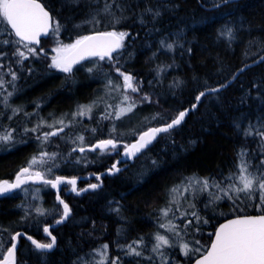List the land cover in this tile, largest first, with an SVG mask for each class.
<instances>
[{
	"label": "trees",
	"instance_id": "1",
	"mask_svg": "<svg viewBox=\"0 0 264 264\" xmlns=\"http://www.w3.org/2000/svg\"><path fill=\"white\" fill-rule=\"evenodd\" d=\"M40 1L61 25L59 33L55 35L58 39H54V36L50 35L47 39L42 40L38 47L37 56L44 57L45 61L31 56V59L23 61L22 65V63L16 62L19 59L14 55L16 45L10 43L7 46H0V63L3 65V69H6L7 63L10 65L7 66L10 67L11 72L13 71L17 76V82H12L15 84L14 91L12 83L6 84L8 90L14 93L13 99H16L15 101L12 99L10 103L13 108H20L23 105L22 111L15 115L12 114V111L10 112V108H8L9 110L0 108V125L4 128L11 125L12 129H15V123L20 125L17 126L13 134L16 133V138L26 141L16 150L8 153L1 152L0 182L11 181L19 170L27 167L32 157L40 153L41 150L59 154L55 161L58 167L52 169L50 178L57 175L80 177L90 173H100L103 169L106 170L105 166L107 169L110 168L109 165L113 164L120 156L116 152L117 149L109 150L108 153H100L97 150L94 151L95 154L90 151L84 153L72 151L73 148H76V143L74 145L72 142L73 138H70L72 141L64 138L67 132L61 137L50 138L52 140L49 142L50 144L44 143L41 146H38L37 139L32 132L25 133V137L24 129L32 128L26 124V117H24L28 113L38 112L36 110L42 107L43 103H45L41 109L43 114L69 112L75 106L87 104L96 96L97 92L103 89L102 83H104L102 75L104 71L94 66L95 60L88 61L89 64L88 62L84 63L79 66L82 69L77 67L74 69L75 71H72V74L65 76L48 69L47 57L39 54V50L53 47L58 40L73 41L82 35L113 30L104 16L98 17L101 20L98 25L86 23L97 8L103 7L105 0H99V3H90V0H78V2H74V0ZM225 1L228 0H118L119 3H125L130 7L125 9L126 18L116 25V30L126 31L130 33V36L126 40L123 54L119 56L120 63L117 67H121L122 71L125 69L123 72L143 81L141 83L139 80L141 84L139 85V87L141 86L139 94L144 92L140 96H145L147 99L142 101L143 104L139 105L138 109L142 112L143 117L150 118L155 114L156 118L147 129L169 123L180 111L196 103V96L199 92L210 86L226 83V79H231L247 63L257 60L255 57L259 59L264 55V0H238L223 4ZM146 4L154 10L159 8L161 15L154 22H152L151 16H146L144 19L147 23L141 24L138 20ZM217 5L220 6L212 8ZM113 9L115 10V5H113ZM119 14L117 11V15ZM229 30L231 35H228ZM0 33H3L0 35V41L16 39L8 26L5 32L4 25H0ZM60 34L61 36H59ZM161 41H164L165 44L173 43V49L169 51L162 47ZM11 56L15 59L10 58ZM143 57L147 58L149 62H146L147 59ZM258 65L241 72L227 89L203 97L197 108L188 114L182 124L160 135L155 141L156 143L154 142L141 153L134 160L135 162L130 165L126 164L123 172L103 177V186L98 191L87 192L82 195L83 197L75 195L73 197L71 192L68 194L66 192V189L69 188L68 185H64L65 190L62 188L61 196L71 205L72 217L66 222L67 224L54 228L53 231L58 237V246L52 253L42 255L44 264H92V260L88 258L90 253L103 245H108L109 260H115L121 255L117 251L120 246L135 241L137 238L153 236L155 232L160 231L159 211L164 204L168 203L167 200H170V190L179 186L181 181L188 182L189 178H198L200 180L208 179L210 182H221L223 186L231 183L232 181H229L227 177L232 173H238L241 162L238 153L241 149L247 152L246 158L243 159L252 165L249 169L250 172L255 173L258 167L264 168V165L260 164L261 159H264V149L259 147V137L255 135L244 137L242 135L243 129L248 127L249 122L258 126V122L264 118V61ZM37 66L38 68H36ZM87 68H92L94 71L90 72ZM176 68L178 69L176 70ZM0 73L2 74L3 71L0 70ZM49 74H51L50 77ZM154 74H157V78ZM231 75L232 77H230ZM42 76L43 80L40 78ZM29 77L30 79H28ZM8 78L10 81L12 80V77L8 76ZM65 81L66 83H64ZM98 86L99 88H97ZM93 87L95 90L92 89ZM148 89H150L149 92ZM152 90L156 91L153 92L154 95ZM73 91L74 93H72ZM90 93H92L91 97ZM25 95L26 97H24ZM71 97L75 100L72 101ZM24 102H28V105H25ZM24 106L27 108H23ZM30 107H32L31 111H29ZM3 110L6 111L5 114ZM9 116L13 120L8 118ZM234 122L240 123L239 131L233 126ZM21 123L23 124L21 125ZM21 126L24 127L20 128ZM18 127L21 129L20 132ZM97 133H95L96 137L94 135L89 138L90 144L106 139L107 134L103 129H98ZM27 134L30 136L27 137ZM134 137L124 139L131 143L135 140ZM59 138L64 142V145ZM47 145L48 149L46 150L47 147L44 148V146ZM69 149L70 151H68ZM85 161L87 164H84ZM51 163L49 161L43 166L39 165V168L36 169L46 171ZM82 182L89 183V181H81L80 186L85 185ZM26 187L35 189L40 186L29 185ZM210 191L211 189H209V193ZM53 192L50 187V190L48 189L38 198L33 193H26L27 196L23 197L20 191L0 198V234L3 233L9 237L17 232L32 234L31 236L34 237L41 235L42 228L46 226L47 222L42 219L23 221L22 218L27 214L29 216L36 214L32 211L31 206L33 205L27 207L22 205L21 201L26 198L29 200L34 198L52 202L56 200ZM216 192L217 190L214 189L213 193ZM187 194L188 199L195 204V210L202 220H207V223H199V232L197 233L198 240L201 241L200 246L204 251L212 240L213 235L211 234L224 220L240 215L262 214L264 211L258 208L257 202L248 200L234 203L232 200L222 198L214 203H209V200L205 199L202 200V203L200 191L195 193L190 190ZM217 195L223 197L222 193L217 192ZM181 204L189 209L185 202H181ZM24 210L27 211L24 212ZM154 217H157L156 222L152 221ZM93 240H97V243ZM24 247L30 246L23 240L18 249V264L25 262L27 255ZM167 251L169 254L171 253L170 249ZM148 252L150 251H147L145 256H149ZM173 255H178V253ZM192 256L183 259L180 263L191 264L196 257L200 256V253L192 254ZM2 257L0 255V258ZM145 260L147 259L140 261ZM33 262L34 264L42 263L41 261L35 262V260Z\"/></svg>",
	"mask_w": 264,
	"mask_h": 264
},
{
	"label": "snow or ice",
	"instance_id": "2",
	"mask_svg": "<svg viewBox=\"0 0 264 264\" xmlns=\"http://www.w3.org/2000/svg\"><path fill=\"white\" fill-rule=\"evenodd\" d=\"M78 2V0H74ZM90 3H99V0H90ZM115 5V10L113 9ZM130 7L125 3H119L118 0H105L102 8H97L92 14L91 19L87 20L86 23L92 25H98L101 20L98 19L100 16H104L108 24L112 26L111 31H97L94 35H83L75 40L74 43L70 44H60L54 49L56 56L52 58L51 68H54L63 73H71L73 66L79 64L81 61L96 57L101 61L107 59V61L113 63V67L117 74L122 78L123 83L119 84L111 79H108L107 85L109 87L115 88V90L123 89L124 93H138L139 87L134 82V77L131 74L125 73L117 67L119 62V56L123 54V49L126 47L125 40L130 36V33L126 31L116 30V25L120 24L126 17L124 15L125 9ZM117 11L120 13L117 15ZM161 15L159 8L153 9L151 6L145 5L143 12L140 14L138 22L141 24H146L147 21L144 19L146 16L152 17V22L155 21ZM0 25L5 26V31L7 26H10L12 33L18 39L8 40L5 39L0 41V46H7L8 44H14L15 48L14 55L19 57L17 63H22L24 60L28 59L24 51H21V47L26 48L28 53L36 54V49L29 47V45L40 43V37L48 35H57L61 29V25L54 16L50 14V10L42 3L40 0H0ZM12 33H8L11 35ZM3 33H0L2 35ZM228 35H231L229 30ZM161 46L167 48L168 50L173 49V43L165 44L161 41ZM116 55H113V54ZM3 67V65H0ZM88 71H93L89 68ZM243 71V69H240ZM12 77L11 81H5L3 76H0V89L7 91L5 89L6 83H12L17 79L14 72L9 73ZM227 87V84H220L216 87H208L204 91L199 92L196 96V101L199 102L203 97L209 93H219L223 88ZM12 88L15 90V84L12 83ZM3 95V93H0ZM13 91H7V95L3 96L2 101L6 109L10 108L12 114H18L22 111L21 108H13L9 103V98L12 97ZM143 99H147L144 97ZM244 102L243 100L241 101ZM96 102L92 105H82L79 107L78 111L72 114V119L66 124L64 119L55 121L53 124H45L44 121H40L36 128L24 129V133L36 132L38 128L47 126L50 129H54L49 132L43 133V137L37 136L41 143H49L50 137L58 136L60 132H63L65 127H69L73 121H75L77 116H84L92 112L93 107ZM108 108H113L112 105H107ZM136 107V100L128 94H123L122 99L119 104L115 105L113 112H106L105 117L111 118L113 114L116 119L122 118V116L130 113ZM196 105H193L195 108ZM187 115V110L180 111L179 114L167 123L163 127L150 128L148 131L144 132L139 136L137 142L131 145H124V156L131 159L137 156L138 153L142 152L153 140L156 139L157 135L160 133L169 132L171 129L179 126L182 121H184ZM11 118V117H9ZM56 125H59L57 128ZM238 131L241 126L239 122H234L233 125ZM15 129L4 128L0 125V146L10 144L14 140L13 132ZM242 135L244 137H251L255 135L259 137L260 143L259 147L264 149V118L258 122L257 125H253L249 122L247 128L243 129ZM80 141L81 146L78 147L80 153L87 151L100 150V153H108L109 150H116L118 148L117 142L113 138L100 140L95 145L89 148L83 147L84 137L77 136L75 141ZM72 151H77V148H73ZM58 153H49L45 150L37 156H33L29 161V165L20 170L19 174L15 177V181L9 183L8 181L0 182V196L11 193L14 189H18L21 185L28 182L33 183H43L44 185H49L52 188H57L60 184L67 183L72 186V191L80 193V191H87L88 189L77 190V181L75 178L66 179L62 176H55L54 179L50 178L52 169L58 167L55 163ZM241 160L239 164L238 173L230 174L227 179L232 181L227 186H223L221 182H210L208 179H196L189 178L187 184L181 188V186L173 187L170 190V205H176V211H180V200L177 198L182 195V192H187L191 188L199 185L200 192H207L209 187H213L217 192L222 193L223 197L217 195V193L209 194V203H214L222 198H227L232 200L234 203L236 201L243 202L244 200L257 202L259 209L264 210V168L258 167L256 172H250L249 169L252 167L251 164L244 161V157L247 152L243 149L238 153ZM51 161L47 170H35L37 165H45ZM155 163V162H154ZM261 165H264V159L260 161ZM120 171L119 168L113 164L112 169L109 171ZM99 179V177H97ZM98 187L97 184H90L89 188L95 190ZM59 199V198H58ZM63 205L62 218L57 220L56 223H63L71 215V209L68 204L60 200ZM207 206V205H206ZM195 204L189 202V208L192 209L191 212H185L184 216H191L197 223H207V220H202V217L195 210ZM38 214L43 215L44 212L41 209L36 210ZM118 211V210H117ZM173 211L171 207H166L161 210L162 216L167 218L169 212ZM189 224L192 220L188 221ZM161 228H165L167 232H170L172 236H165L159 232L154 234L155 243L151 246V252L156 254L160 259L161 264H168V258L164 253L165 248H176L179 247L181 254L185 257L191 258L192 254L200 253V258L196 259L195 264H264V211L262 214L257 216H244L232 219L229 222L222 224L214 233V240L211 242L210 248L205 252L202 251L201 247H195L192 245H199V240L184 241L181 237L180 226L172 223L171 220L167 224H161ZM185 230L187 231V225H185ZM44 232L51 237L50 242L41 243L31 237L32 244L37 250H51L56 245L55 236L51 235V232L47 227L44 228ZM172 237H181L179 243H174ZM16 237L13 236V240ZM144 245V240L141 238L139 241H133L131 244L126 246V255L133 257H143L147 260L152 261L153 256H144V252L138 250L140 246ZM146 248L147 246L144 245ZM108 245H103V251L98 253L101 255V260L98 264H108L107 260L103 257L106 255ZM117 259H119L117 257ZM0 264H15V244L7 249V256L0 260ZM111 264H116L113 260Z\"/></svg>",
	"mask_w": 264,
	"mask_h": 264
},
{
	"label": "rangeland",
	"instance_id": "3",
	"mask_svg": "<svg viewBox=\"0 0 264 264\" xmlns=\"http://www.w3.org/2000/svg\"><path fill=\"white\" fill-rule=\"evenodd\" d=\"M10 30V29H9ZM55 38H57V36H54V39ZM58 39V38H57ZM78 39V38H77ZM127 40V39H126ZM126 40H125V44H126ZM74 42H75V40H73ZM73 41H67V42H64V41H57L56 42V44H54L53 45V47H50V48H48L47 50H45L44 48L43 49H40L39 50V54H41L42 56H45V57H47V62H49L48 63V69H50V70H52V71H56L57 73H62V74H64L65 76L66 75H68V74H71V73H63V72H60V71H58V70H56V69H53V68H51L49 65H51V63H52V58L54 57V56H56V52L54 51V49L55 48H57L61 43L62 44H70V43H74ZM29 47H32V46H29ZM32 48H34V49H36V48H38V47H32ZM21 51H24L25 52V55L26 56H28V59H30V57L32 56V57H34V58H40V57H38L37 56V49H36V54H35V56H33V54L32 53H28L27 52V49H24V48H22L21 47ZM49 51V52H48ZM48 52V53H47ZM51 52V53H50ZM46 53V54H45ZM50 53V54H49ZM45 54V55H44ZM53 55V56H52ZM19 58V57H18ZM28 59H26V60H28ZM42 61H45V58L43 59V58H40ZM26 60H24V61H26ZM97 60H99V59H95V62L93 63L94 64V66L96 67V68H98V69H100V70H103L104 72H103V91L101 90V91H99V92H97V94H96V96H95V99L93 98V99H91L88 103H90V105H92L93 104V102H97L96 103V105L94 106V108L92 109V112H93V115H92V112L90 113V114H87V115H84V116H80V117H76V119H75V121H73L72 123H71V125H70V128L69 127H65L66 129H67V137L65 136L64 138L67 140H69L70 138H73L74 140H75V138H76V136H83V137H85V139H84V143H83V147H85L86 149H87V147L88 146H91V144L87 141L89 138H92L94 135H95V133H97L98 132V129L99 130H101V129H103V131H105V133L107 134V137H106V139H109V138H113L116 142H117V144H118V147H121V148H117V150H116V152L117 153H121L123 150H124V145H129V142H127L124 138H133L134 136V138H136L139 134H140V132H142V131H144V130H146L147 128H148V126L150 125V124H152L154 121H155V114L154 115H152V116H150L149 114V116H150V118H148V117H143L142 115L143 114H141L142 112L138 109L139 108V105H142L143 103H142V101L143 100H145V99H143L145 96H140L139 95V92L138 93H131V92H128V93H124L123 91H121V90H123V89H119V90H115V88H114V86L113 87H109L108 85H107V81H108V79H111L112 81H115V83H114V85L116 84V83H118L119 82V84H122L123 83V80H121L122 78L117 74H115V73H117L116 71H115V68L113 67V63L111 64L109 61H107V59L106 60H104V61H101V60H99V61H97ZM97 61V62H96ZM105 62H107V63H109V65H107V63H105ZM104 63V64H103ZM120 63V61L118 62V64ZM110 64H111V66H110ZM0 65H2L1 63H0ZM108 66V67H107ZM108 68H110V69H108ZM0 70L1 71H3V73L0 75V76H4L3 77V79L5 80H9V78L7 79L6 77H8V76H10L11 77V75L9 74L10 72H11V70H10V67L8 68V66L6 65V69H3L2 67H0ZM5 70V71H4ZM8 70V72L6 73V71ZM111 70V71H110ZM112 72H114V73H112ZM5 73V74H4ZM6 74H7V76H6ZM106 75V76H105ZM108 75V76H107ZM111 76V77H110ZM108 77V78H107ZM114 77V78H113ZM116 79V80H115ZM5 80V81H6ZM134 80H135V83L139 86V82L137 81V79H135L134 78ZM16 81V80H15ZM7 84V83H6ZM5 84V89L7 88V91H9L8 90V87H7V85ZM105 85V86H104ZM139 89H140V87H139ZM7 91H4L3 89H0V93H3L4 92V94L5 95H7ZM140 91V90H139ZM103 92H104V94H103ZM120 92V93H119ZM103 95H102V94ZM119 93V94H118ZM122 93V94H121ZM3 94V96H5ZM121 94V97L119 96ZM123 94H128V95H131L135 100H136V107L133 109V111L132 112H130V113H128V114H126V115H124V116H122V118H120L119 120L118 119H116L115 118V115L113 114V116L110 118V120H109V118H103V117H105V114H106V112H109L110 110V112H112V111H114V106L115 105H117V104H119L120 103V101H121V99H122V95ZM138 94V95H137ZM102 95V96H101ZM118 95V96H117ZM3 96L1 95L0 96V101H2V99H3ZM97 96H99L98 98H97ZM1 97H2V99H1ZM12 97H13V95H12ZM12 97L11 98H9V101H10V99H12ZM97 98V99H96ZM113 98V99H112ZM118 98V99H117ZM102 100H104V102H105V104H104V102L102 101ZM106 100L108 101V100H110V102L108 101V102H106ZM112 100V101H111ZM117 100V101H116ZM12 101V100H11ZM10 101V102H11ZM119 101V102H118ZM9 102V103H10ZM101 102H102V104H101ZM99 103H100V105H99ZM2 104V105H1ZM98 104V105H97ZM111 104H113L112 106H113V108H108L107 107V109H106V106L105 105H111ZM84 105H88V104H84ZM0 106H2V108L3 109H6L5 108V106L3 105V103H0ZM80 106H82V105H79V106H76V108L74 107V108H72V109H74V110H70V113L69 112H64V113H53V115L55 116H53L52 114H43V112L41 111V109L44 107V104L42 105V108L41 107H39V109H38V112H36V113H28L27 114V116H26V124H28L29 125V127H31L32 126V128H36L37 127V125H38V123H40V121H44L45 122V124H53L55 121H57V120H59V119H62L63 117V115H64V118H65V116H66V120H70V118L72 117V114L73 113H75V112H77L78 111V109H79V107ZM97 106H98V108H97ZM77 111H76V110ZM95 109V110H94ZM97 109V110H96ZM101 109H103V110H101ZM106 109V110H105ZM99 111V114H97V112ZM72 112V113H71ZM101 112V113H100ZM65 113H67V115L65 114ZM69 113V114H68ZM97 115H96V114ZM103 113V114H102ZM39 114V116H37ZM50 115H52V116H50ZM61 115V116H60ZM128 115V116H127ZM35 116V119L33 118ZM43 116V117H42ZM90 116H92V118L90 117ZM50 117H52V118H50ZM67 117H69V118H67ZM83 117V118H82ZM85 117V118H84ZM88 117V118H87ZM100 117V118H99ZM57 118V119H56ZM63 118V119H64ZM87 118V119H86ZM98 118V119H97ZM34 119V120H33ZM44 119V120H43ZM55 119V120H54ZM64 119V120H65ZM72 119V118H71ZM83 119V120H82ZM94 119V120H93ZM108 119V120H107ZM65 120V123L67 124L68 122H69V120L68 121H66ZM86 120V121H85ZM111 120H113V121H111ZM77 121H79V122H77ZM81 121V122H80ZM87 121H89V122H87ZM92 121V122H91ZM83 122V123H82ZM101 122H102V124H101ZM74 123V124H73ZM76 123V124H75ZM85 123V124H84ZM90 125H89V124ZM93 125H92V124ZM96 123V124H95ZM79 124H81L80 126H79ZM135 126H134V125ZM73 125H75V126H73ZM137 125H139L140 127H138ZM72 126V127H71ZM82 126V127H81ZM84 126V127H83ZM96 126V127H95ZM57 128L59 127V125H57L56 126ZM76 127V128H75ZM90 127V128H89ZM105 128V130H104V128ZM133 127H135L134 129H133ZM31 128V129H32ZM77 129V130H75V129ZM82 128H85V130L84 129H82ZM89 128V129H88ZM136 128H138V129H136ZM140 128V129H139ZM145 128V129H144ZM50 128L49 127H47V126H44V127H40V128H38L37 129V131L36 132H32L33 134H34V136L36 137V139H37V136H40L41 137V135H43V133H45L46 132V130H47V132H48V130H49ZM135 129L137 130V131H135ZM54 130V129H53ZM75 130V131H74ZM82 130H84V131H82ZM49 131H52L51 129L49 130ZM78 131V132H77ZM87 131V132H86ZM139 131V132H138ZM80 132V133H79ZM115 132V133H114ZM136 132H137V134H136ZM75 133H76V135H75ZM89 133V134H88ZM70 134V136H68ZM74 134V135H73ZM94 134V135H93ZM71 135H72V137H71ZM92 135V136H91ZM130 135V136H129ZM13 136H14V140L12 141V143H11V145L10 144H7V145H3V146H0L1 148H0V154H1V152H5V153H8V152H10V151H13V150H16L17 148H19V146H21L22 144H24L26 141H23V140H21V139H18V138H16L15 137V134H13ZM62 135H60V137H61ZM43 137V136H42ZM41 137V138H42ZM59 137V136H58ZM18 139V140H16V139ZM20 140V141H19ZM105 140V139H104ZM37 141V144H38V146H41L42 145V143H41V141H39L38 139L36 140ZM121 142H123V143H121ZM75 143H76V148H77V151H79L78 150V147L79 146H81V144H80V141H78V140H76L75 141ZM120 143V144H119ZM10 146H12V147H10ZM14 146V147H13ZM87 146V147H86ZM5 147V148H4ZM3 149V150H2ZM87 151V150H86ZM85 151V152H86ZM100 151V150H99ZM3 154V153H2ZM39 153H37L35 156H37ZM119 158V157H118ZM117 158V159H118ZM116 161V160H115ZM110 166V165H109ZM36 168H39V165H37L36 166ZM35 170H37V169H35ZM55 177H53L52 179H54ZM196 179H198V178H196ZM184 181V180H183ZM184 183V184H183ZM185 183H186V181H184V182H182L180 185L182 186V188H183V186L185 185ZM187 184V183H186ZM179 185V186H180ZM37 186H40V187H38V188H35V189H33L32 187V189L31 188H28V187H26V188H24V189H22V191H20V194L24 197V196H27V194L28 193H33L35 196H37V198H38V196L40 197V196H42V194L45 192V191H47L49 188H50V186L49 185H44L43 183H41L40 185H37ZM69 187V190H70V185L68 186ZM199 185H196L195 187H193V188H191L190 190H193V192H199ZM209 189H211V191H210V193H213V190L215 189V188H213V187H210ZM209 189L207 190V192H201V194H200V196H201V198H200V201L202 202V200H205V199H207V200H209ZM45 190V191H44ZM189 190V191H190ZM30 191V192H29ZM189 191H187V192H182V195H180V196H178L177 198L180 200V204H181V202L182 203H184L185 202V204H187L188 206H189V202H191V203H193V201L191 200H189L188 199V192ZM27 193V194H26ZM217 193V192H216ZM224 199H226V198H224ZM39 201H43L42 199H34V198H32V199H25L24 201L22 200L21 201V204L22 205H26L27 207H29L30 205H34L36 202H39ZM168 201V203H166V204H164V206H163V208L162 209H164V208H166V207H171L172 209H173V211H171V212H169V216L167 217V218H165V217H163L162 216V212H161V210L159 211L160 212V214H159V219H160V223L162 224H167L168 223V221L169 220H171L172 221V223H174V224H176V225H179L180 226V233H181V237L183 238V240L184 241H193V240H198V225H199V223H197L191 216H187V217H185L184 216V213L185 212H191L192 211V209L191 208H187V207H185L184 205L182 206V205H180V211H176V205H170L169 204V200H167ZM203 203V202H202ZM194 204V203H193ZM27 210H24V212H26ZM23 212V213H24ZM158 212V213H159ZM34 213V212H33ZM34 214H37V215H40V214H38L37 213V211H36V213H34ZM59 215H60V213H59ZM42 216V215H41ZM23 219V218H22ZM156 219H157V217H154V218H152V221H155L156 222ZM189 220H192V223L191 224H189L188 223V221ZM23 221H25V220H23ZM160 224V225H161ZM185 225H187V231L185 230ZM160 234H162V235H165V236H172V234L170 233V232H167L166 231V229L165 228H161L160 229V231H158ZM155 233H157V232H155ZM154 233V234H155ZM0 236H2V237H0V240L2 241H0V255L1 256H4V254L6 253V251H7V249L9 248L8 247V245L10 246V244H8L7 245V241H9L8 240V238L10 239V241L12 240L11 238H12V236H13V234H11L10 235V237L7 235V236H5L4 234L2 235V234H0ZM6 238V239H4V237ZM181 237H172L173 238V241H174V243H179L180 242V239H181ZM4 239V240H3ZM141 238H137V240H135V241H139ZM143 240H144V245H146L147 247L145 248L144 247V245H142V246H140V248L138 249V250H141V251H143L144 252V256L147 254V251H150V252H148L149 253V256H153V260L152 261H150V260H145V261H143V262H141L140 260H142V259H145V258H143V257H133V256H128V255H126V251H127V248H126V246L128 245V244H131L133 241H131V242H129L128 244H124V245H122V246H120L119 248H118V252L121 254L120 255V257H118L119 259H117V258H115V261H116V264H147V261H148V264H161V262H160V259L157 257V255L156 254H154V253H152L151 252V246H152V244H154L155 243V240H154V235L153 236H145L144 238H143ZM200 241V240H199ZM2 243H3V245H2ZM7 245V247H6V245ZM200 244H201V241H200ZM200 244L199 245H192V246H195V247H201L200 246ZM4 249H3V248ZM170 249V251H171V253L169 254L168 253V251L167 250H169ZM203 249V248H202ZM3 250V251H2ZM103 251V246L102 247H99V248H96V249H94V251L92 250V252L90 253V255H89V257L88 258H90L91 260H92V264H98V262L101 260V255H99L98 253H100V252H102ZM163 251H164V253L166 254V256H167V258H168V264H184V263H180V262H182V260L183 259H185V258H189V257H185L183 254H181V251H180V249H179V247H176V248H165V249H163ZM202 251H204V250H202ZM175 253H178V255H173V254H175ZM194 254H197V253H194ZM173 255V256H172ZM193 257V256H192ZM105 260H107V262H108V264H111V262L113 261V260H109V251H108V249H107V252H106V255L103 257Z\"/></svg>",
	"mask_w": 264,
	"mask_h": 264
},
{
	"label": "water",
	"instance_id": "4",
	"mask_svg": "<svg viewBox=\"0 0 264 264\" xmlns=\"http://www.w3.org/2000/svg\"><path fill=\"white\" fill-rule=\"evenodd\" d=\"M233 1H237V0H228V1H225L223 4H225V3H229V2H233ZM41 2V1H40ZM218 6H220V5H217V6H214V7H212V8H216V7H218ZM51 14V13H50ZM9 27V29L11 30V28H10V26H8ZM11 32H12V30H11ZM96 32H94V33H91V34H89V35H94ZM13 35H14V33H13ZM50 35H48V36H41L40 37V43L38 44V45H36V44H33V45H30V46H36V47H39L40 46V44H41V41L42 40H44V39H47L48 37H49ZM16 38V37H15ZM16 39H18V38H16ZM113 55H115V53L113 54ZM94 59H97L96 57H92V58H89V59H86V60H83V61H81L79 64H76V65H74L73 66V69L74 68H76V67H78V66H80V65H82V64H84L85 62H88V61H91V60H94ZM264 61V55H262L259 59H257V60H255V61H253V62H251V63H248V64H246L245 66H243L241 69H243V71H245V70H247V69H249V68H251V67H253V66H256V65H258V64H260V63H262ZM243 71H238L229 81H227L225 84H227V87L229 86V85H231L237 78H238V76H239V74L241 73V72H243ZM227 87H225V88H227ZM225 88H223L222 90H224ZM221 90V91H222ZM209 94H211V93H209ZM200 102V101H199ZM199 102H197L196 101V103L194 104V105H196V107L195 108H193V105L191 106V107H189V108H186L185 110H187V115L185 116V118L188 116V114L190 113V112H192V111H194L196 108H197V106H198V104H199ZM185 110H183V111H185ZM185 120V119H184ZM171 122V121H170ZM169 122V123H170ZM182 123H183V121H182ZM181 123V124H182ZM166 124H163V125H159V126H154V127H150V128H155V127H163V126H165ZM176 127H178V126H176ZM175 127V128H176ZM149 128V129H150ZM175 128H173V129H175ZM149 129H147V130H145L144 132H146V131H148ZM173 129H171V130H173ZM170 130V131H171ZM65 131H66V128L64 129V131L63 132H60L59 133V135H62V134H64L65 133ZM144 132H142L141 134H143ZM141 134H139L138 136H137V138L134 140V141H132L129 145H131V144H133V143H135V142H137L138 141V139H139V136L141 135ZM161 134H163V133H160L159 135H157V137H156V139L155 140H153L152 141V143L151 144H149L142 152H140V153H138L137 154V156L136 157H134V158H131V159H129V158H127V157H125L124 156V150L121 152V155H120V157L113 163V164H115L116 165V167L117 168H119L120 169V171L121 170H123L124 169V167H125V164H128V163H133L134 162V160L141 154V153H143L144 151H146L158 138H159V136L161 135ZM58 135V136H59ZM58 136H53V137H50V138H56V137H58ZM97 142H99V141H97ZM96 142V143H97ZM96 143H94V144H92V145H95ZM91 145V146H92ZM90 147V146H89ZM89 147H87V148H89ZM97 150H99V149H97ZM92 152V151H91ZM113 164H112V166H113ZM122 165V166H121ZM112 166H111V168L110 169H112ZM110 169H107V170H105V171H102V172H100V173H90V174H88V175H85V176H81V177H68V176H62V175H59V176H62V177H65L66 179H72V178H75L76 179V181H77V184H76V187H77V190H78V185H79V183L81 182V181H84V180H89V179H91V178H95V179H97V177H99V179H97V183H92V184H97L98 185V187L95 189V190H98V189H100L102 186H103V180H102V178L103 177H105V176H113V175H116V174H118L120 171H109ZM20 172V171H19ZM19 172L17 173V174H19ZM17 174H16V176H17ZM15 176V177H16ZM3 181H6V180H3ZM3 181H1V182H3ZM15 181V178H14V180L13 181H8L9 183H12V182H14ZM28 184H34V185H40L41 183L40 182H37V183H33V182H28V183H26V184H23V185H21V187L20 188H18V189H14L11 193H8V194H5V195H2V196H0V198H3V197H6V196H8V195H11L12 193H14V192H16V191H18V190H20L22 187H24V186H26V185H28ZM65 184H67V183H63V184H60L57 188H52L51 187V189L54 191V193H55V198H56V201L61 205V207H62V210H63V205L60 203V200H63L64 201V203H66V204H68L63 198H62V196H61V191H62V187L65 185ZM70 185V184H69ZM90 185V184H89ZM89 185H87V186H85V187H83L82 189H88L87 191H80V193L79 194H77V192H75V191H72L73 193H74V195H76V196H81V195H83V194H85V193H87V192H91V191H95V190H92V189H90L89 188ZM71 190H72V186H71ZM80 190V189H79ZM78 190V191H79ZM59 198V199H58ZM69 206V205H68ZM70 208V207H69ZM257 215H260V214H255V215H240V216H234V217H230V218H228V219H226V220H224L218 227H217V229L222 225V224H225V223H227V222H229L230 220H232V219H236L237 217H244V216H257ZM71 216V215H70ZM70 216L68 217V219L67 220H65L63 223H53V224H51V225H47V226H45V227H47L48 229H49V231L52 229V228H55V227H58V226H60V225H62V224H65L68 220H69V218H70ZM62 218V215H61V217L59 218V219H61ZM59 219H57V220H59ZM56 220V221H57ZM44 227V228H45ZM216 229V230H217ZM51 232V231H50ZM44 234V236L45 237H47V238H50L51 239V237L49 236V235H47L45 232L43 233ZM52 235V234H51ZM13 236H15L16 237V239L15 240H13V237H12V244H11V246L13 245V244H15V256H16V251H17V248H18V244H19V237H24L26 240H28L31 244H32V242H31V240L29 239V237H31V236H29V235H26L25 233H23V232H17V233H15ZM53 236V235H52ZM32 239H34L33 237H31ZM34 240H36V239H34ZM214 240V236L212 237V240H211V242ZM36 241H38V240H36ZM39 242V241H38ZM211 242H210V244H209V246H208V248L206 249V251L210 248V245H211ZM33 245V244H32ZM10 246V247H11ZM34 246V245H33ZM35 247V246H34ZM56 248V245H55V247L53 248V249H51V250H39V251H43V252H51V251H53L54 249ZM206 251H205V253H206ZM5 256H7V252H6V254L4 255V257ZM3 257V258H4ZM3 258L1 259V260H3ZM198 258H200V256L199 257H197L196 259H198ZM196 259H194L193 260V262L191 263V264H195V261H196Z\"/></svg>",
	"mask_w": 264,
	"mask_h": 264
},
{
	"label": "bare ground",
	"instance_id": "5",
	"mask_svg": "<svg viewBox=\"0 0 264 264\" xmlns=\"http://www.w3.org/2000/svg\"><path fill=\"white\" fill-rule=\"evenodd\" d=\"M237 1H238V0H237ZM233 2H234V1H233ZM4 27H5V26H4ZM79 28H80V27H79ZM75 30H76V29H75ZM77 30H78V29H77ZM1 31H3V30H1ZM6 31H7V30H6ZM6 31H5V32H6ZM80 31H81V30H80ZM80 31H78V32H80ZM72 32H73V31H72ZM77 34H79V33H77ZM6 36H8V35H6ZM59 36H61V34H60ZM59 36H58V37H59ZM65 36H66V35H65ZM76 36H77V35H76ZM82 36H83V35H82ZM14 37H15V36H14ZM66 37H68V36H66ZM71 37H72V35H71ZM71 37H70V38H71ZM77 37H78V36H77ZM0 38H1V37H0ZM8 38H9V36H8ZM65 40H67V39H65ZM72 40H73V39H72ZM75 40H76V39H75ZM73 42H74V41H73ZM22 48H23V47H22ZM24 49H26V48H24ZM164 49H165V48H164ZM37 50H38V48H37ZM160 50H161V49H160ZM155 51H156V50H155ZM162 51H163V49H162ZM162 51H161V52H162ZM169 51H170V50H169ZM48 52H49V51H48ZM48 52H47V53H48ZM171 52H172V51H171ZM50 53H51V52H50ZM50 53H49V54H50ZM149 53H150V52H149ZM162 53H163V52H162ZM4 54H5V53H4ZM4 54H3V55H4ZM45 54H46V53H45ZM147 54H148V53H147ZM150 54H153V53H150ZM163 54H165V52H164ZM167 54H168V53H167ZM170 54H171V53H170ZM3 55H2V56H3ZM4 56H5V55H4ZM33 56H35V55H33ZM52 56H53V55H52ZM151 56H153V55H151ZM168 56H170V55H168ZM259 56H260V55H259ZM5 57H6V56H5ZM146 57H147V56H146ZM177 57H178V56H177ZM260 57H261V56H260ZM10 58H14V57L11 56ZM32 58H33V57H32ZM143 58H145V57H143ZM157 58H158V56H157ZM166 58H168V57H166ZM178 58H179V57H178ZM255 58L258 59L257 57H255ZM1 59H2V58H1ZM14 59H15V58H14ZM30 59H31V57H30ZM43 59H44V57H43ZM145 59H147V58H145ZM145 59H143V60H145ZM168 59H169V58H168ZM2 60H3V59H2ZM4 60H5V59H4ZM155 60H156V59H155ZM158 60H159V59H158ZM170 60H171V59H170ZM178 60H179V59H178ZM10 61H11V60H10ZM40 61H41V60H40ZM97 61H99V60H97ZM97 61H96V62H97ZM145 61H146V60H145ZM164 61H165V60H164ZM16 62H17V61H16ZM33 62H34V61H33ZM36 62H37V61H36ZM91 62H92V61H91ZM146 62H149V60L147 59ZM13 63H14V62H13ZM24 63H27V62H24ZM38 63H39V62H38ZM40 63H41V62H40ZM48 63H49V62H48ZM89 63H90V62H88V64H89ZM105 63H107V62H105ZM110 63H111V62H110ZM14 64H15V63H14ZM16 64H17V63H16ZM103 64H104V63H103ZM111 64H112V63H111ZM111 64H110V66H111ZM247 64H248V63H247ZM4 65H5V64H4ZM6 65H8V64L6 63ZM22 65H23V63H22ZM34 65H35V64H34ZM40 65H41V64H40ZM107 65H109V63H107ZM117 65H119V64H117ZM8 66H10V65H8ZM18 66H19V65H18ZM24 66H25V65H24ZM49 66H50V65H49ZM86 66H87V65H86ZM153 66H154V65H153ZM256 66H259V65H256ZM14 67H15V66H14ZM14 67H13V68H14ZM30 67H33V66H30ZM44 67H45V66H44ZM78 67H79V66H78ZM107 67H108V66H107ZM175 67H177V66H175ZM183 67H184V66H183ZM190 67H193V66H190ZM2 68H3V67H2ZM5 68H6V66H5ZM8 68H9V67H8ZM16 68H17V67H16ZM16 68H15V69H16ZM27 68H28V66H27ZM36 68H38V66H37ZM41 68L43 69V66H42ZM41 68H40V69H41ZM79 68L82 69V67H79ZM79 68H78V70H79ZM83 68H84V67H83ZM254 68H255V67H254ZM15 69H14V70H15ZM20 69H21V68H20ZM53 69H54V68H53ZM87 69H88V68H87ZM109 69H110V68H109ZM120 69H121V67H120ZM122 69H123V68H122ZM174 69H175V68H174ZM177 69H178V68H176V70H177ZM16 70H17V69H16ZM35 70H36V69H35ZM35 70H34V71H35ZM45 70H47V69H45ZM171 70H172V68H171ZM182 70H183V69H182ZM4 71H5V70H4ZM37 71H38V70H37ZM74 71H75V70H74ZM85 71H86V70H85ZM93 71H94V70H93ZM110 71H111V70H110ZM121 71H122V70H121ZM123 71H125V69H124ZM173 71H174V70H173ZM180 71H181V69H180ZM184 71H185V70H184ZM245 71H246V70H245ZM1 72H2V71H1ZM7 72H8V70L6 71V73H7ZM12 72H13V71H12ZM28 72H29V71H28ZM31 72H33V71H31ZM44 72H46V71H44ZM50 72H51V71H50ZM55 72H56V71H55ZM80 72H81V71H80ZM171 72H172V71H171ZM56 73H57V72H56ZM75 73H76V72H75ZM83 73H84V72H83ZM88 73H89V72H88ZM88 73H87V74H88ZM100 73H101V72H100ZM112 73H114V72H112ZM172 73H173V72H172ZM179 73H180V72H179ZM4 74H5V73H4ZM21 74H22V73H21ZM26 74H28V73L26 72ZM32 74H34V73H32ZM51 74H52V73H51ZM51 74H49L48 76L50 77ZM61 74H62V73H61ZM71 74H72V73H71ZM87 74H86V75H87ZM90 74H91V73H90ZM95 74H96V73H95ZM115 74L117 75V73H115ZM128 74H129V73H128ZM167 74H168V73H167ZM175 74H176V72H175ZM177 74H178V73H177ZM209 74H210V73H209ZM212 74H213V73H212ZM17 75H18V73H17ZM22 75H23V74H22ZM46 75H47V73H46ZM52 75H53V74H52ZM68 75H70V74H68ZM75 75H76V74H75ZM100 75H101V74H100ZM100 75H99V76H100ZM103 75H104V74H103ZM154 75H156V78H157V74H154ZM164 75H165V74H164ZM180 75H181V73H180ZM233 75H234V73H233ZM6 76H7V74H6ZM48 76H47V78H48ZM80 76H81V75H80ZM105 76H106V75H105ZM107 76H108V75H107ZM162 76H163V75H162ZM3 77H4V76H3ZM18 77H19V76H18ZM22 77H23V76H22ZM24 77H25V76H24ZM86 77H88V75H87ZM90 77H91V75H90ZM92 77L94 78V76H92ZM110 77H111V76H110ZM133 77H135V76H133ZM173 77L175 78L174 75H173ZM230 77H232V75H231ZM6 78H7V77H6ZM31 78H33V77H31ZM40 78L42 79L43 76L40 77ZM62 78H63V77H62ZM107 78H108V77H107ZM113 78H114V77H113ZM136 78H137V77H136ZM163 78H164V77H163ZM9 79H10V78H9ZM28 79H30V77H29ZM75 79H76V78H75ZM98 79H99V78H98ZM141 79H142V78H141ZM145 79H146V78H145ZM175 79H176V78H175ZM175 79H174V81H175ZM228 79H230V78H228ZM228 79H226L225 81L227 82ZM5 80H6V79H5ZM19 80H20V79H19ZM26 80H27V79H26ZM26 80H25V81H26ZM31 80H32V79H31ZM39 80H40V79H39ZM42 80H43V79H42ZM73 80H74V79H73ZM88 80H89V79H88ZM88 80H87V81H88ZM115 80H116V79H115ZM121 80H122V79H121ZM139 80H140V79H139ZM139 80H137V81L139 82ZM162 80H163V79H162ZM210 80H211V79H210ZM6 81H7V80H6ZM9 81H10V80H9ZM23 81H24V80H23ZM28 81H29V80H28ZM55 81H56V80H55ZM70 81H71V80H70ZM83 81H84V80H83ZM93 81H94V80H93ZM96 81H97V80H96ZM146 81H147V80H146ZM167 81H169V80H167ZM167 81H166V82H167ZM225 81H224V82H225ZM16 82H17V81H16ZM71 82H72V81H71ZM113 82L115 83V81H113ZM134 82H135V80H134ZM140 82L142 83L143 81L140 80ZM152 82H153V81H152ZM22 83H23V82H22ZM25 83H26V82H25ZM64 83H66V81H65ZM73 83H74V81H73ZM86 83H88V82H86ZM90 83H91V82H90ZM98 83H99V82H98ZM118 83H119V82H118ZM144 83H145V82H144ZM38 84H39V82H38ZM78 84H79V83H78ZM100 84H101V82H100ZM102 84H103V83H102ZM138 84L141 85L140 83H138ZM213 84H214V83H213ZM222 84H223V83H222ZM224 84H225V83H224ZM59 85H61V83H59ZM74 85H75V84H74ZM210 85H211V84H210ZM11 86H12V85H11ZM18 86H19V85H18ZM29 86H30V85H29ZM68 86H70V85H68ZM104 86H105V85H104ZM137 86H138V85H137ZM84 87H85V86H84ZM138 87H139V86H138ZM140 87H141V86H140ZM143 87L145 88V86H143ZM163 87H164V86H163ZM210 87H212V86H210ZM214 87H216V86H214ZM229 87H230V86H229ZM24 88H25V87H24ZM26 88H27V87H26ZM29 88H30V87H29ZM97 88H99V86H98ZM150 88H151V87H150ZM205 88H206V87H205ZM227 88H228V87H227ZM227 88H226V89H227ZM16 89H17V88H16ZM33 89H34V88H33ZM35 89H36V88H35ZM90 89H91V88H90ZM92 89L95 90L94 87H93ZM142 89H143V88H142ZM164 89H165V88H164ZM18 90H19V89H18ZM99 90H100V89H99ZM101 90H102V89H101ZM145 90H146V88H145ZM149 90H150V89H148V92H149ZM13 91H14V90H13ZM66 91H67V88H66ZM90 91H91V90H90ZM90 91H89V92H90ZM102 91H103V90H102ZM121 91H123V90H121ZM141 91H142V90H141ZM154 91H155V90H154ZM154 91L152 90V93H153ZM161 91H162V90H161ZM15 92H16V91H15ZM18 92L21 93L22 91H18ZM155 92H156V91H155ZM155 92H154V93H155ZM6 93H7V92H6ZM22 93H23V92H22ZM24 93H25V92H24ZM61 93H62V92H61ZM72 93H74V91H73ZM92 93H93V91H92ZM92 93H90L89 96H90ZM119 93H120V92H119ZM119 93H118V94H119ZM143 93H144V92H141V94H143ZM150 93H151V92H150ZM154 93H153V95H154ZM3 94H4V92H3ZM13 94H14V93H13ZM101 94H102V93H101ZM103 94H104V92H103ZM103 94H102V95H103ZM121 94H122V93H121ZM121 94L119 95L120 97H121ZM141 94H139V95H141ZM148 94H149V93H148ZM4 95H5V94H4ZM31 95H32V94H31ZM102 95H101V96H102ZM137 95H138V94H137ZM151 95H152V94H151ZM0 96H1V95H0ZM2 96H3V95H2ZM16 96H17V95H16ZM73 96H74V95H73ZM77 96H78V95H77ZM83 96H84V95H83ZM91 96H92V95H91ZM91 96H90V97H91ZM117 96H118V95H117ZM20 97H21V96H20ZM24 97H26V95H25ZM61 97H62V96H61ZM63 97H64V96H63ZM93 97H94V96H93ZM98 97H99V96H97V98H98ZM10 98H11V97H10ZM21 98H22V97H21ZM30 98H32V97H30ZM51 98H52V97H51ZM59 98H60V97H59ZM71 98H72V97H71ZM79 98H80V96H79ZM97 98H96V99H97ZM99 98H100V97H99ZM1 99H2V97H1ZM12 99H13V97H12ZM12 99H10V101H11ZM61 99H62V98H61ZM66 99H67V98H66ZM81 99H82V98H81ZM88 99H89V98H88ZM94 99H95V97H94ZM112 99H113V98H112ZM117 99H118V98H117ZM13 100L15 101L16 99L14 98ZM27 100H28V98H27ZM33 100H34V99H33ZM38 100L40 101V98H39ZM55 100H56V99H55ZM70 100H71V99H70ZM73 100H75V99L72 98V101H73ZM10 101H9V102H10ZM39 101H37V102H39ZM49 101H50V99H49ZM102 101L104 102V100H102ZM108 101L110 102V100H108ZM108 101L106 100V102H108ZM111 101H112V100H111ZM116 101H117V100H116ZM29 102H31V101H29ZM45 102H46V101H45ZM85 102H86V100H85ZM118 102H119V101H118ZM22 103H23V102H22ZM24 103H25V105H26L28 102H27V103L24 102ZM39 103H40V102H39ZM42 103H43V102H42ZM46 103H47V102H46ZM75 103H76V102H75ZM96 103H97V102H96ZM10 104H11V103H10ZM31 104H32V103H31ZM43 104L45 105V103H43ZM48 104H49V103H48ZM72 104H74V102H72ZM87 104L90 105V103H87ZM101 104H102V102H101ZM104 104H105V102H104ZM1 105H2V104H1ZM14 105H15V104H14ZM17 105H18V104H17ZM27 105H28V104H27ZM29 105H30V104H29ZM38 105H39V104H38ZM40 105H41V104H40ZM74 105H75V104H74ZM74 105H73V106H74ZM81 105H82V104H81ZM83 105H84V104H83ZM97 105H98V104H97ZM99 105H100V103H99ZM111 105H113V104H111ZM19 106H20V105H19ZM22 106H23V105H21V107H22ZM55 106H56V105H55ZM55 106H54V107H55ZM100 106H101V105H100ZM105 106H106V109H107V105H105ZM21 107H20V108H21ZM25 107H26V106H24L23 108H25ZM34 107H35V105H34ZM34 107H33V108H34ZM47 107H48V106H47ZM114 107H115V106H114ZM0 108H2V107H0ZM18 108H19V107H18ZM26 108H27V107H26ZM31 108H32V107H30V110H29V111H31ZM41 108H42V107H41ZM75 108H76V106H75ZM93 108H94V107H93ZM97 108H98V106H97ZM36 109H37V108H36ZM61 109H62V108H61ZM106 109H105V110H106ZM4 110H5V109H4ZM4 110H3V111H4ZM8 110H9V109H8ZM32 110H33V109H32ZM47 110H48V108H47ZM72 110H74V109H72ZM75 110H76V109H75ZM94 110H95V109H94ZM96 110H97V109H96ZM101 110H103V109H101ZM3 111H2V112H3ZM25 111H28V110L25 109ZM36 111H38V110H36ZM45 111H46V109H45ZM76 111H77V110H76ZM103 111H104V110H103ZM110 111H111V110H110ZM110 111H109V112H110ZM2 112H1V114H2ZM5 112H6V111H4V114H5ZM10 112H11V110H10ZM96 112H97V111H96ZM112 112H113V111H112ZM69 113H70V111H69ZM69 113H68V114H69ZM71 113H72V112H71ZM100 113H101V112H100ZM6 114H7V113H6ZM9 114H10V113H9ZM65 114L67 115V113H65ZM95 114H96V113H95ZM97 114H99V111L97 112ZM97 114H96V115H97ZM102 114H103V113H102ZM7 115H8V114H7ZM45 115H46V114H45ZM52 115H53V113H52ZM52 115H50V116H52ZM92 115H93V112H92ZM99 115H100V114H99ZM5 116H6V115H5ZM18 116H19V115H18ZM21 116H23V115H21ZM21 116H20V117H21ZM53 116H54V115H53ZM60 116H61V115H60ZM87 116H88V115H87ZM127 116H128V115H127ZM0 117H1V116H0ZM9 117H11V116H9ZM9 117H8V118H9ZM16 117H17V116H16ZM24 117H26V116H24ZM42 117H43V116H42ZM54 117H55V116H54ZM62 117L64 118V115H63ZM77 117H80V116H77ZM90 117L92 118V116H90ZM13 118H15V117H13ZM33 118L35 119V116H34ZM50 118H52V117H50ZM63 118H62V119H63ZM65 118H66V116H65ZM65 118H64V119H65ZM67 118H69V117H67ZM71 118H72V117H71ZM71 118H70V120H71ZM80 118H81V117H80ZM82 118H83V117H82ZM84 118H85V117H84ZM87 118H88V117H87ZM87 118H86V119H87ZM99 118H100V117H99ZM2 119H3V118H2ZM2 119H1V121H2ZM11 119H12V118H11ZM19 119H21V118H19ZM25 119H26V118H25ZM25 119H24V120H25ZM34 119H33V120H34ZM56 119H57V118H56ZM97 119H98V118H97ZM3 120H4V119H3ZM12 120H13V119H12ZM12 120H11V121H12ZM43 120H44V119H43ZM54 120H55V119H54ZM59 120H60V119H59ZM65 120H66V119H65ZM68 120H69V119H68ZM68 120H66V121H68ZM70 120H69V121H70ZM82 120H83V119H82ZM93 120H94V119H93ZM107 120H108V119H107ZM109 120H110V118H109ZM118 120H119V119H118ZM7 121H8V120H7ZM11 121H10V123H12ZM16 121H17V120H16ZM21 121H22V120H21ZM85 121H86V120H85ZM111 121H113V120H111ZM77 122H79V121H77ZM80 122H81V121H80ZM87 122H89V121H87ZM91 122H92V121H91ZM82 123H83V122H82ZM8 124H9V123H8ZM22 124H23V123H21V125H22ZM73 124H74V123H73ZM75 124H76V123H75ZM84 124H85V123H84ZM88 124H89V123H88ZM91 124H92V123H91ZM95 124H96V123H95ZM101 124H102V122H101ZM3 125H4V124H3ZM12 125H13V124H12ZM14 125H16V127L14 126L15 129L17 128V126H20V125H17L16 123H15ZM80 125H81V124H79V126H80ZM89 125H90V124H89ZM92 125H93V124H92ZM133 125H134V124H133ZM6 126H7V125H6ZM56 126H57V125H56ZM73 126H75V125H73ZM134 126H135V125H134ZM137 126L140 127L139 125H137ZM157 126H159V125H157ZM3 127H4V126H3ZM7 127H9V128L12 129V126H11V125H10V126H7ZM7 127H6V128H7ZM22 127H24V126H21L20 128H22ZM31 127H32V126H31ZM31 127H30V128H31ZM71 127H72V126H71ZM81 127H82V126H81ZM83 127H84V126H83ZM95 127H96V126H95ZM69 128H70V126H69ZM75 128H76V127H75ZM75 128H74V129H75ZM89 128H90V127H89ZM89 128H88V129H89ZM103 128H104V127H103ZM134 128H135V127H133V129H134ZM140 128H141V127H140ZM140 128H139V129H140ZM82 129L85 130V128H82ZM136 129H138V128H136ZM136 129H135V131H137ZM144 129H145V128H144ZM18 130H19V132L21 131V129H19V127H18ZM49 130H50V129H49ZM49 130H48V132H49ZM51 130H53V129H51ZM75 130H77V129H75ZM75 130H74V131H75ZM84 130H82V131H84ZM104 130H105V128H104ZM144 131H145V130H144ZM46 132H47V130H46ZM66 132H68V131H66ZM77 132H78V131H77ZM84 132H85V131H84ZM86 132H87V131H86ZM138 132H139V131H138ZM142 132H143V131H142ZM79 133H80V132H79ZM114 133H115V132H114ZM140 133H141V132H140ZM14 134H16V133H14ZM24 134H25V133H24ZM29 134H30V133H29ZM88 134H89V133H88ZM97 134H98V133H97ZM136 134H137V132H136ZM73 135H74V134H73ZM75 135H76V133H75ZM93 135H94V134H93ZM161 135H162V134H161ZM29 136H30V135H29ZM29 136H28V134H27V137H29ZM42 136H43V135H41V137H42ZM68 136H70V134H69ZM78 136H79V135H78ZM91 136H92V135H91ZM97 136H98V135H97ZM106 136H107V135H106ZM129 136H130V135H129ZM22 137H23V136H22ZM25 137H26V134H25ZM25 137H24V138H25ZM66 137H67V136H66ZM71 137H72V135H71ZM76 137H77V136H76ZM85 137H86V136H85ZM85 137H84V139H85ZM95 137H96V135H95ZM17 138H18V137H17ZM67 138H68V137H67ZM15 139H16V138H15ZM18 139H19V138H18ZM18 139H16V140H18ZM20 139H21V138H20ZM25 139H26V138H25ZM51 139H52V138H51ZM51 139H50V140H51ZM97 139H99V138H97ZM97 139H95V140H97ZM135 139H136V138H135ZM59 140H60V138H59ZM67 140H68V139H67ZM70 140L72 141V139H70ZM89 140H90V139H88V142H89ZM19 141H20V140H19ZM39 141H41V140H39ZM53 141H54V140H53ZM60 141H61V140H60ZM63 141H64V140H63ZM90 141H91V140H90ZM156 141H157V140H156ZM50 142H52V140H51ZM61 142H62V141H61ZM96 142H97V141H96ZM11 143H12V142H11ZM11 143H10V145H11ZM55 143H56V142H55ZM62 143H63V145H64V142H62ZM121 143H123V142H121ZM155 143H156V142H155ZM49 144H50V143H49ZM51 144H52V143H51ZM53 144H54V142H53ZM58 144H59V143H58ZM67 144H68V143H67ZM71 144H72V143H71ZM71 144H70V145H71ZM91 144H92V143H91ZM119 144H120V143H119ZM6 145H7V144H6ZM74 145H75V143H74ZM2 146H3V145H2ZM58 146L60 147V149H62L60 145H58ZM67 146H68V145H67ZM10 147H12V146H10ZM13 147H14V146H13ZM46 147H47V148H46ZM86 147H87V146H86ZM88 147H89V146H88ZM4 148H5V147H4ZM44 148H46V150H47V149H48V145H47V146H44ZM50 148H51V146H50ZM57 148H58V147H57ZM71 148H72V147H71ZM34 150H35V149H34ZM49 150H50V149H49ZM38 151H39V150H38ZM52 151H53V150H52ZM65 151H66V153L68 154L67 150H65ZM65 151H64V152H65ZM68 151H70V149H69ZM48 152H49V151H48ZM62 152H63V151H62ZM88 152H89V151H88ZM35 153H36V152H35ZM50 153H54V152H51V151H50ZM71 153H72V152H71ZM77 153H78V152H77ZM93 153L95 154V152H93ZM4 154H5V153H4ZM67 154H66V155H67ZM94 154H93V155H94ZM88 155H90V154H88ZM79 156H80V155H79ZM94 156H95V155H94ZM96 156H97V154H96ZM83 157H84V156H83ZM85 157H87V156H85ZM90 157H91V156H90ZM90 157H89V158H90ZM91 158H93V157H91ZM96 158H97V157H96ZM96 158H95V159H96ZM137 158H138V157H137ZM244 158H246V157H244ZM86 159H88V158H86ZM135 160H136V159H135ZM88 161H89V159H88ZM93 161H96V160H93ZM112 162H113V161H112ZM114 162H115V161H114ZM134 162H135V161H134ZM91 163H92V162H91ZM84 164H87L86 161L84 162ZM88 164H89V162H88ZM106 164H108V163L106 162ZM106 164H105V165H106ZM130 164H131V163H129V165H130ZM111 165H112V164H110V166H111ZM129 165H128V166H129ZM125 166H126V165H125ZM99 167H100V166H99ZM100 168H101V167H100ZM105 168L107 169V166H105ZM110 168H111V167H110ZM125 168H126V167H125ZM108 169H109V167H108ZM103 170H105V169H103ZM103 170H102V171H103ZM124 170H125V169H124ZM102 171H101V172H102ZM121 171H122V170H121ZM94 172H95V171H94ZM122 172H123V171H122ZM10 175H11V173H10ZM11 176H12V175H11ZM68 177H69V176H68ZM80 177H81V176H80ZM7 179H8V178H7ZM102 179H103V178H102ZM104 179H105V178H104ZM182 180H183V179H182ZM103 181H104V180H103ZM87 182H88V181H87ZM176 182H177V180H176ZM181 182H183V181H181ZM178 183H179V182H178ZM186 183H187V182H186ZM186 183H185V184H186ZM82 184H85V183L82 182ZM82 184H81V185H82ZM173 184H174V183H173ZM173 184H172V185H173ZM183 184H184V183H183ZM86 185H87V184H86ZM86 185H85V186H86ZM174 185H176V184H174ZM66 186H67V185H66ZM68 186H69V185H68ZM170 186H171V185H170ZM180 186H181V185H180ZM78 187H79V186H78ZM80 187H81V186H80ZM82 187H84V186H82ZM101 188H102V187H101ZM181 188H182V186H181ZM63 189H64V188H63ZM78 189H79V188H78ZM49 190H50V188H49ZM51 190H52V189H51ZM64 190H65V189H64ZM66 190H67V189H66ZM44 191H45V190H44ZM70 191H71V190H70ZM70 191H69V192H70ZM97 191H98V190H97ZM46 192H47V191H46ZM69 192H68V193H69ZM95 192H96V191H95ZM168 192H169V191H168ZM53 193H54V192H53ZM68 193H67V194H68ZM93 193H94V192H93ZM169 193H170V192H169ZM45 194H46V193H45ZM51 195H53V194H51ZM43 196H44V195H43ZM46 196H47V195H46ZM49 196H50V195H49ZM65 196H66V195H65ZM68 196H69V195H68ZM72 196L74 197V195H72ZM82 197H83V196H82ZM75 198H76V197H75ZM77 198H78V197H77ZM79 198H80V197H79ZM71 199H73V198H71ZM79 200H80V199H79ZM81 200H82V199H81ZM88 200H89V199H88ZM100 200H101V199H100ZM95 201H96V200H95ZM71 202H72V201H71ZM76 202H77V201H76ZM79 202H80V201H79ZM81 203H82V202H81ZM88 203H89V202H88ZM79 204H80V203H79ZM106 204H107V203H106ZM113 204H115V203H113ZM59 205H60V204H59ZM115 205H116V204H115ZM180 205H182V204H180ZM83 206H84V204H83ZM182 206H183V205H182ZM59 207H60V206H59ZM69 207H70V206H69ZM86 207H88V206H86ZM7 208H8V207H7ZM9 208H10V207H9ZM12 209H13V208H12ZM17 209H18V208H17ZM88 211H89V210H88ZM59 213H60V212H59ZM54 215H55V214H54ZM74 215H75V214H74ZM112 215H113V214H112ZM114 216H115V215H114ZM57 218H58V217H57ZM104 220H105V219H104ZM101 221H102V220H101ZM103 222H104V221H103ZM105 222H106V221H105ZM107 222H108V221H107ZM54 223H55V222H54ZM66 224H67V223H66ZM2 228H3V227H2ZM29 228H30V227H29ZM32 229H33V228H32ZM2 230H3V229H2ZM33 230H34V229H33ZM2 232H4V231H2ZM36 232H37V231H36ZM86 232H88V231H86ZM29 234H30V233H29ZM53 234H55V233H53ZM2 235H3V233H2ZM26 235H27V234H26ZM31 235H32V234H31ZM29 236H30V235H29ZM55 236H56V235H55ZM0 237H2V236H0ZM3 237H4V236H3ZM4 239H6V238L4 237ZM4 239H3V240H4ZM11 239H12V238H11ZM94 239H95V238H94ZM8 240H10V239L8 238ZM0 241H1V240H0ZM93 241L96 242L97 240H93ZM1 242H2V241H1ZM11 242H12V240L9 241L10 244H11ZM9 243H7V244H9ZM96 243H97V242H96ZM2 245H3V243H2ZM5 245H6V244H5ZM6 247H7V245H6ZM8 247H9V245H8ZM2 248H3V247H2ZM4 248H5V247H4ZM4 248H3V249H4ZM9 248H10V247H9ZM21 248H22V247H21ZM24 248H25V247H24ZM54 250H55V249H54ZM2 251H3V250H2ZM16 253H17V252H16ZM33 253H35V252H33ZM16 255H17V254H16ZM86 255H87V254H86ZM86 258H87V257H86ZM86 258H85V259H86ZM191 263H192V262H191Z\"/></svg>",
	"mask_w": 264,
	"mask_h": 264
},
{
	"label": "flooded vegetation",
	"instance_id": "6",
	"mask_svg": "<svg viewBox=\"0 0 264 264\" xmlns=\"http://www.w3.org/2000/svg\"><path fill=\"white\" fill-rule=\"evenodd\" d=\"M98 59V58H97ZM74 69H76V68H74ZM73 69V70H74ZM72 70V71H73ZM117 160V159H116ZM122 166V165H121ZM124 170V169H123ZM122 170V171H123ZM16 176V175H15ZM15 178V177H14ZM14 178L11 180V181H13L14 180ZM10 181V182H11ZM98 181H97V179H95V178H91L90 180H89V183H87V185H89V184H92V183H97ZM29 185H34V184H28L27 186H29ZM86 185V184H85ZM85 185H84V187H85ZM86 185V186H87ZM79 187V189H82L83 187L81 186L80 187V185H78ZM24 187H26V186H24ZM23 187V188H24ZM23 188H21L20 190H18V191H16V192H19V191H21ZM78 189V190H79ZM70 190H71V187H70ZM69 188L66 190V192L68 193L69 191ZM15 192V193H16ZM73 195H74V193L72 192V190L70 191ZM69 192V193H70ZM92 192V191H91ZM9 196V195H8ZM76 196V195H75ZM82 196V195H81ZM4 198V197H3ZM68 205L70 206V209H71V216H70V218L72 217V207H71V205L68 203ZM60 206V207H59ZM31 208H33V212L34 213H36V210L37 209H41L43 212H44V214L41 216V215H32V216H29L28 214H27V216L25 217H23V220H29V219H42V220H44V221H46L47 223H46V226L47 225H51V224H53L54 222H56V220L57 219H59L60 217H61V215H62V213H63V210H62V207H61V205H59V203L55 200V201H52V202H47V201H39V202H36L33 206H31ZM59 212H60V215H59ZM55 214V215H54ZM57 215H59V217L57 218L56 216ZM45 218V219H44ZM69 218V219H70ZM45 227V226H44ZM44 227L42 228V234L41 235H39L38 237H34V236H31V237H33L34 239H36V240H38L39 242H41V243H47V242H50V238H47V237H45L44 236ZM56 228V227H55ZM54 228H52L50 231H51V234L53 235V236H55L56 234H53L54 233ZM13 237V236H12ZM55 238H56V248H55V250L57 249V246H58V237H57V235L55 236ZM24 241H26V244L27 245H29L30 247H25V251H26V259H25V262H24V264L26 263V264H34V260H35V262L36 261H41L42 263L41 264H44V257L42 256V255H48L49 253H52L53 251H55V250H53V251H51V252H43V251H39V250H37L28 240H26L24 237H19V244H18V248H17V255L15 256V264H18V249H19V246L22 244V241L23 240ZM11 244H12V242H11ZM11 244H10V246H11ZM9 246V247H10ZM7 252V251H6ZM30 252H31V254H30ZM33 252H35V254L33 255L32 253ZM6 254V253H5ZM4 254V255H5ZM23 254H25V253H23ZM4 257V256H3ZM2 257V258H3ZM2 258H0V260L2 259ZM32 261V262H31Z\"/></svg>",
	"mask_w": 264,
	"mask_h": 264
}]
</instances>
